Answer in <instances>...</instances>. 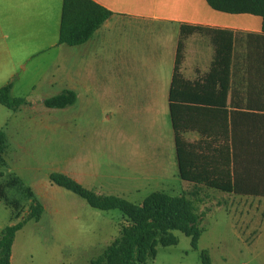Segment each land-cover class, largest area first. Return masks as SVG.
<instances>
[{
    "label": "crops",
    "instance_id": "crops-1",
    "mask_svg": "<svg viewBox=\"0 0 264 264\" xmlns=\"http://www.w3.org/2000/svg\"><path fill=\"white\" fill-rule=\"evenodd\" d=\"M90 1L112 15L86 42L68 46L58 43L62 0H0V73L29 68L49 87L60 83V92H74L75 103L96 108L106 100L124 108L135 130H162L148 155L136 152L133 160V173L147 179L178 175L170 103L176 71L174 96L181 100L173 104L178 115L187 111L182 138L191 162L223 171L231 119L240 128L245 114L258 113L246 109L247 97L264 101L260 18L217 12L205 0ZM227 34L232 58L219 59L216 49L227 47Z\"/></svg>",
    "mask_w": 264,
    "mask_h": 264
},
{
    "label": "rangeland",
    "instance_id": "rangeland-1",
    "mask_svg": "<svg viewBox=\"0 0 264 264\" xmlns=\"http://www.w3.org/2000/svg\"><path fill=\"white\" fill-rule=\"evenodd\" d=\"M8 69L0 73V87L12 82V95L27 104L15 111L0 105V132L6 140L0 165L4 193L0 231L29 211L31 202L15 185L17 181L43 207L37 221L27 222L16 233L10 264H88L120 236L123 216L119 211L89 207L71 192L52 185L48 180L52 172L133 204L155 191L185 195L198 214H205L196 250L188 237L174 231L177 244L158 245L147 264H200L203 250L210 264H264V197L237 196L202 186L194 190L176 174L142 178L133 173L136 152L140 157L148 155L147 147L159 141L162 130H135L127 123L124 108L111 107L106 100L96 108L78 100L66 109H47L43 100L60 93L61 84L49 87L29 68ZM5 201H16V209Z\"/></svg>",
    "mask_w": 264,
    "mask_h": 264
},
{
    "label": "trees",
    "instance_id": "trees-1",
    "mask_svg": "<svg viewBox=\"0 0 264 264\" xmlns=\"http://www.w3.org/2000/svg\"><path fill=\"white\" fill-rule=\"evenodd\" d=\"M205 2L209 8L217 12L259 17L261 29L264 31V0H205ZM111 15L110 11L90 0H62L58 43L77 46L86 42ZM227 36V47L216 49V56L219 59L232 58L233 40L231 35ZM181 50L182 45L179 44L178 56ZM176 78L175 71L170 103L179 178L191 184L194 190L198 186H203L237 196L264 197V101L259 102L247 97L246 109L251 108L258 113L245 114L244 125L240 128L231 119L230 158L228 165L224 164L223 171L219 166H212L210 162L198 166L191 162L190 145L182 138V134L189 130L187 111H179L178 115L173 104L174 101L181 100L174 96ZM218 85L220 91L226 92V82H220ZM12 87V82L0 87V105L15 111L27 102L22 97H14L11 93ZM246 89L250 88L247 86ZM75 101L74 92L62 91L43 100V106L47 109H64L72 106ZM5 148V136L0 132V165L3 164L2 155ZM48 180L52 185L84 200L93 209L117 210L123 216L120 236L88 264H147L148 260L154 259L158 245L167 247L177 244V238L172 233L174 231L188 237L191 248L197 249V241L203 231L200 223L205 214L203 212L198 214L193 203L185 195L170 196L163 192H152L140 204H133L121 197L101 195L86 189L63 173L52 172L48 175ZM15 185L25 191L26 198L31 204L25 217L0 231V264H10L11 248L16 233L27 222L37 221L43 212L42 205L36 201L34 194L27 187L22 188L20 181ZM11 186H14V182ZM3 198V187L0 184V200ZM5 202L12 209H16L18 204L16 201ZM200 264H210L205 250L200 252Z\"/></svg>",
    "mask_w": 264,
    "mask_h": 264
}]
</instances>
